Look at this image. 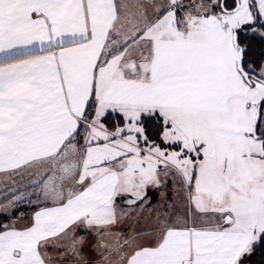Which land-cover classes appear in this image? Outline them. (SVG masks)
<instances>
[{"label":"snow or ice","instance_id":"snow-or-ice-1","mask_svg":"<svg viewBox=\"0 0 264 264\" xmlns=\"http://www.w3.org/2000/svg\"><path fill=\"white\" fill-rule=\"evenodd\" d=\"M246 31L264 39V0H0V211L34 208L0 223V264L264 249V62ZM169 177L184 212L141 224Z\"/></svg>","mask_w":264,"mask_h":264},{"label":"crops","instance_id":"crops-1","mask_svg":"<svg viewBox=\"0 0 264 264\" xmlns=\"http://www.w3.org/2000/svg\"><path fill=\"white\" fill-rule=\"evenodd\" d=\"M156 192L160 193L158 189H153L150 194L152 193L156 194ZM17 194L19 195V193ZM2 203L5 204L7 203V201L0 200V204ZM158 204L159 203L156 201V199H152L151 204L148 205L145 211L141 214V217H140L141 224L143 223L144 217L148 215L149 209L152 210V215H155L157 209L161 213L166 210L170 211L171 209H169L168 206L174 203L171 201L170 203L167 202L164 204L161 203L160 205ZM33 211H34V208L27 201H25L24 203H22L19 207L15 209H8L6 215L3 212H1L0 216H3L2 219L4 218V220L6 221L5 223L15 222L18 227L22 228L24 225L28 223ZM175 212L177 214H180L178 212L177 206L175 207ZM21 213H23V216H21ZM133 227H136V228L140 227V224H137L135 221V213H133V219L125 218L122 221L121 225L118 228L114 229V231H120L121 229H128L130 231ZM49 251L54 255V252L52 249H50ZM84 256L86 259H89L92 262V264H103L101 253L98 250H94V249L86 250L84 253Z\"/></svg>","mask_w":264,"mask_h":264},{"label":"trees","instance_id":"trees-1","mask_svg":"<svg viewBox=\"0 0 264 264\" xmlns=\"http://www.w3.org/2000/svg\"><path fill=\"white\" fill-rule=\"evenodd\" d=\"M258 27V25H257ZM242 36H244V42L246 45H250L251 51L249 53V59L253 60H259L264 61V39L259 37L258 35L253 36L251 32L246 31L242 33ZM117 123L115 120L109 121V124L111 126H114ZM156 121H150L148 124V127L150 131H154L157 126ZM246 264H264V249H261L259 247L255 248L253 250V255L249 261L246 262Z\"/></svg>","mask_w":264,"mask_h":264},{"label":"rangeland","instance_id":"rangeland-1","mask_svg":"<svg viewBox=\"0 0 264 264\" xmlns=\"http://www.w3.org/2000/svg\"><path fill=\"white\" fill-rule=\"evenodd\" d=\"M250 32V31H249ZM264 62V61H263ZM11 183V182H8ZM3 184H0V187H2ZM15 187V185H12ZM30 190V189H29ZM158 191L160 193H152L150 194L152 196V199H156V201L160 205L161 203H170L171 201L176 204L178 208V212L182 214L184 212L183 208V200H184V194L182 191H180V186L177 183H174L173 179L169 177L166 183H164L160 188H158ZM32 200H35V197L33 196L31 198ZM3 204V203H2ZM2 211H0L1 213ZM0 223H5L6 221L4 218L2 219L3 216H0Z\"/></svg>","mask_w":264,"mask_h":264}]
</instances>
